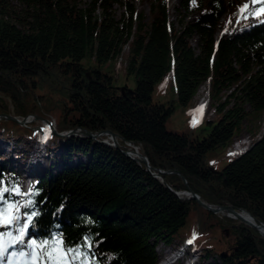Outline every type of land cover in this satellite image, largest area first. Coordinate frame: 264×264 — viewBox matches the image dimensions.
<instances>
[{
	"label": "trees",
	"instance_id": "obj_1",
	"mask_svg": "<svg viewBox=\"0 0 264 264\" xmlns=\"http://www.w3.org/2000/svg\"><path fill=\"white\" fill-rule=\"evenodd\" d=\"M180 1V15L184 10L198 17L178 30L167 0H150L149 25L128 3H122L117 18L116 0H91L85 7L77 0H0V116H38L60 134L109 131L118 142L104 144L111 141L106 134L48 136L49 145H42L54 152L59 169H41L22 196L17 191L23 179L0 152V209L20 205V226L25 213H37L25 241L62 239L79 249L73 264H158V243L172 245L194 219L209 237L223 233L220 244L206 250L195 247L196 238L182 241H192L199 251L196 264H264V236L258 230L186 197L196 194L208 205L230 206L264 224V134L221 171L208 163L210 153L228 154L246 120L264 113V15L248 14L261 5L242 15L241 6L250 0ZM231 11L247 24L216 41ZM195 36L198 54L191 43ZM125 48L124 69L118 59ZM122 69L135 76L133 92L115 86ZM171 72L181 106L192 105L200 88L210 84L217 118L206 121L212 127L207 137L167 129L176 101L155 103L153 93ZM38 130L0 120V138L7 144L13 138L35 140L42 134ZM135 148L152 170L127 155ZM82 156L84 161L74 162ZM16 227L0 228L6 244L9 234L19 235Z\"/></svg>",
	"mask_w": 264,
	"mask_h": 264
},
{
	"label": "rangeland",
	"instance_id": "obj_2",
	"mask_svg": "<svg viewBox=\"0 0 264 264\" xmlns=\"http://www.w3.org/2000/svg\"><path fill=\"white\" fill-rule=\"evenodd\" d=\"M90 1L91 0H77V3L80 7H85L87 3H89ZM167 2H168V13L170 17V22L178 30L181 29V27L184 26V24H186L187 22H193L198 17L196 13L187 14L185 13L184 10L180 11L182 12V15H180V13L178 12L179 9H181L180 0H167ZM122 3L123 4L128 3L130 5L135 6L136 13L143 12L145 15V22L148 25L151 23L150 21V11H151L150 0H116V3L114 4V7H113V12L117 18H120L122 13L124 12ZM246 3L249 4L250 8L253 6V4H251V0L248 2H245L244 4ZM97 13L100 15L101 12L98 11ZM250 22H253V21H250ZM234 23H238L239 28L247 24V23L241 24V20L239 16L234 17L233 11H231L221 22V25L216 35V41H219L221 37L226 35V34L225 35L221 34L223 31L225 32H228L230 30L232 31L235 27ZM198 42H199L198 37L196 36L191 41L192 46L197 54L199 53ZM128 54H129V49L125 48L124 55L122 56L123 57L122 61H120V59L118 60L119 65L123 67L124 69L126 68V63H127L126 59H127ZM124 69L120 71L119 79L116 81L115 86L116 88L120 89L121 92L126 88L129 91L133 92L137 87L135 76L128 75ZM167 77L168 75L165 78V82L160 83L159 85L156 86L155 91L153 93V102L155 103H162V104H165L166 106H169L168 104L169 102L176 101L175 111L174 113H172V115L170 116L166 124L167 129L171 132H176L180 134H183V133L191 134L193 137H199L200 139L207 137L212 127L209 126L206 121L216 120L217 118L216 105L214 101L212 100L211 95H209V92H208L209 85H206L205 83L200 88L192 105L181 106L177 102L178 98H177V93H176L175 86H174L175 83L173 80L171 82L168 81ZM200 104H205L204 106L206 108V113L204 115V119H198V116H197V113H198L197 110ZM232 105H233V101L230 103L229 107H231ZM246 110L250 111L249 105H246ZM18 120L23 121L24 119H18ZM199 120H202V121H199ZM26 121L27 122L24 127L36 126L37 130L39 128V129H42L44 132L51 131V130L47 131L46 129H48L49 126L46 123L42 122L41 120H37L35 116H30L26 118ZM194 122H195V125H194ZM200 123L201 125H197ZM53 125L55 126L54 123ZM71 132L62 133V134H68ZM261 133L262 134L264 133V113L257 119L249 120V121L246 120L244 122L241 133L239 134V136L235 138L233 144L227 149L229 156L228 154L224 152L222 153L219 151L210 153L208 155L209 165L212 166L217 171H221L224 167H226L232 161L233 158L239 157L248 151V150L243 151L244 149L243 150L239 149L240 146H237L238 143L241 144L242 141H246L248 137H251L252 139L257 138V136H260ZM22 134H24L23 136H25L24 132H22ZM71 136H82V135H71ZM71 136H66V137H71ZM98 136H101V135L99 134ZM60 137H64V136H60ZM46 139L47 137L41 134V136L35 140L30 141L24 138H21V139L13 138L11 140V143L7 144L8 141H5L3 137L0 138V152L3 155H5V159L10 160L11 163H10L9 169L13 170L15 177H19L23 179V183L20 189L18 190L20 193H22L20 194V196H22L24 193L27 192L26 190L30 182H32L30 189L32 188L37 177L39 176L38 174L41 169L42 170L50 169L53 173H56L59 169V167L56 165V162H55L54 152L50 149L46 151L45 149L46 147L42 145V144L45 145L49 143L48 142L49 140L46 142ZM17 140L19 141L18 144L15 142ZM38 140H39V144L35 145ZM110 140L111 141L105 140L103 141V143L107 145H112V146L115 145L114 141L111 138ZM52 144L53 143H51L50 145ZM15 148H16V151H15ZM19 151H22V152L20 153ZM135 152L139 153V148H135ZM79 158L76 157L74 162L78 163V162L85 160L83 156L81 159ZM186 197L188 199L189 195L186 194ZM20 201L23 202L22 197ZM223 215L224 214L222 213L219 214V216H223ZM222 234L223 233L221 231L217 230L216 232L210 233L212 237H209L208 232L198 231V223L196 222V220L191 219L188 222L187 226L179 232V235L177 236L178 240H175L172 245L169 246L166 244L158 243V247L156 250L159 254L158 264H160L161 262L162 264H186L187 260L189 261L190 264H196L200 262L199 253H198L199 251L192 249L191 246L188 245V243L184 244L182 241L188 238H196L195 247L197 249L206 250V249L218 246L220 244L219 236ZM27 243H28V240L25 241V244ZM220 249H222V246H219L217 251H220ZM22 251L25 253H30L32 249L24 246L17 252L16 256L6 255L3 259H0V264H31L30 256L19 255V253Z\"/></svg>",
	"mask_w": 264,
	"mask_h": 264
},
{
	"label": "snow or ice",
	"instance_id": "obj_3",
	"mask_svg": "<svg viewBox=\"0 0 264 264\" xmlns=\"http://www.w3.org/2000/svg\"><path fill=\"white\" fill-rule=\"evenodd\" d=\"M251 4H260L261 7L254 11H249V15H264V0H251ZM249 8V4H244L240 8L241 14L243 15ZM201 110L202 108L198 109V111ZM17 194L20 195L22 193L17 191ZM2 199L3 192H0V200ZM29 206L30 205H25L24 207ZM19 208L20 205L13 203L8 204L6 208L0 209V228L16 225V230L19 233L18 236H11V234H9L10 240L7 244L4 240V234L0 233V259H3L6 255L16 256L17 252L12 251L9 253V248H15L16 245H20L32 249L30 253H25L23 251L19 253L21 256H30L31 264H73V261L80 255L79 249L65 245L62 239H57L52 243L48 241H41L38 243L35 239H32L25 244V237L28 235L29 227L34 224L33 217H35L37 213L35 211H33L31 215L25 213L27 220L20 226L19 222L21 216L19 215ZM84 246L90 248L92 245L91 243H87ZM85 264H88V262H85Z\"/></svg>",
	"mask_w": 264,
	"mask_h": 264
},
{
	"label": "water",
	"instance_id": "obj_4",
	"mask_svg": "<svg viewBox=\"0 0 264 264\" xmlns=\"http://www.w3.org/2000/svg\"><path fill=\"white\" fill-rule=\"evenodd\" d=\"M131 93V92H130ZM36 118H37V120H41L42 122H44V123H46L49 127H48V130L50 129L51 130V132L52 133H49V132H44L43 130H41V133L42 134H44V135H55V136H64V137H66V136H71V135H82V136H88V137H90V138H92V139H96L97 138V136L96 135H93V134H91V133H89V132H87V131H84V130H80V131H78V130H75V131H73V132H71V133H68V134H58L57 132H56V129H55V126L53 125V123L52 122H49V121H47V120H45V119H43V118H41V117H38V116H35ZM9 120V121H12V122H15V123H17V124H20L21 126H25V124H26V119H24L23 121H19L16 117H14V116H0V120ZM103 134H106V135H109V136H111V139L114 141V143H115V145L114 146H117V135H115V134H112L111 132H105V133H103ZM103 134H100V135H103ZM136 152H129V153H127V155L129 156V157H131V158H133V159H136V158H134L133 157V155L135 154ZM138 154V153H137ZM138 162H141V163H143V164H145L146 166H147V168H148V170L150 171V170H152L151 169V167H150V165H149V161H148V159H147V157H145V156H143L142 154H140L139 153V158L138 159H136ZM161 174H162V172L161 171H159V172H155L154 173V176L157 178V179H160V180H162V176H161ZM179 195V194H178ZM187 195H189V197H188V199H192V200H195V201H197L199 204H200V206L201 207H203L204 209H206V210H208V211H210V212H212V213H215V214H220V213H222V214H224V215H226V216H228V217H230V218H233V219H236V220H240L241 222H243V223H245V224H247L248 226H250V227H252V228H254V229H256V230H258L263 236H264V233L262 232V230L264 229V224H261V225H257L256 223H248V222H245V221H243L242 219H240L241 218V213H239V212H237V211H235L232 207H230V206H226V207H217V206H213V205H208V204H206V203H204L203 201H201V199H200V197L198 196V195H196V194H187ZM246 213V212H245ZM234 217H233V216ZM249 215V214H248ZM250 216V218L252 219V220H254L253 219V217L251 216V215H249Z\"/></svg>",
	"mask_w": 264,
	"mask_h": 264
},
{
	"label": "bare ground",
	"instance_id": "obj_5",
	"mask_svg": "<svg viewBox=\"0 0 264 264\" xmlns=\"http://www.w3.org/2000/svg\"><path fill=\"white\" fill-rule=\"evenodd\" d=\"M235 24V27H234V29L230 32V31H228V32H225V31H223L221 34L222 35H228V34H232L233 32H235L236 30H238L239 29V24L238 23H234ZM120 59V61H122V57H120L119 58ZM118 59V60H119ZM168 81H174V76H173V72H171L169 75H168ZM206 85H209L208 87H209V91L208 92H210V84L209 83H206ZM210 95V94H209ZM207 99V98H206ZM199 101V100H198ZM204 101V100H203ZM210 101V100H209ZM196 102V101H195ZM205 102V101H204ZM208 104V103H207ZM206 104V105H207ZM205 104H200L199 105V107H198V109H201L202 108V110L201 111H198L197 110V116H198V119H204V115H205V113H206V108H205V106H204ZM208 110V109H207ZM200 121H202V120H200ZM48 127V126H47ZM46 130H48V129H46ZM264 134V133H263ZM263 134L261 133L260 134V136H257V138H255V139H252L251 137H248V139L246 140V141H242V143L240 144V143H238L237 144V146H240L239 147V149H244L243 151H247L252 145H253V143H254V141H256V140H259V139H261L262 138V136H263ZM244 143V144H243ZM234 148V147H233ZM230 152V151H229ZM133 157L134 158H136V159H138L139 158V153L137 154V153H135L134 155H133ZM27 190H28V188H27ZM23 201H24V198H23ZM233 216V215H232ZM234 217V216H233ZM240 219H242L243 221H245V222H248V223H255V221L254 220H252L251 218H250V216L247 214V213H245V212H242L241 213V218ZM262 232L264 233V229L262 230ZM188 243V245H190L191 246V244H192V241L190 242V241H188L187 242ZM185 249V248H184ZM164 257V256H163ZM185 257V256H184ZM181 258V257H180ZM195 262V261H194ZM160 264H162V262L160 263ZM186 264H190L189 263V261L187 260V263Z\"/></svg>",
	"mask_w": 264,
	"mask_h": 264
}]
</instances>
